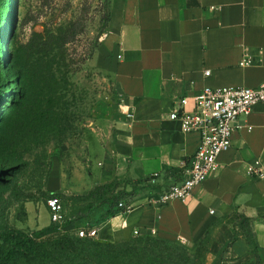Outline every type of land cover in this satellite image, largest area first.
Listing matches in <instances>:
<instances>
[{"label":"crops","instance_id":"0c3cea01","mask_svg":"<svg viewBox=\"0 0 264 264\" xmlns=\"http://www.w3.org/2000/svg\"><path fill=\"white\" fill-rule=\"evenodd\" d=\"M106 1L110 21L95 64L112 76L123 116L113 150L83 189L118 181L138 193L122 201L132 206L129 212L101 223L96 238L117 244L150 236L195 246L209 235L206 264H264V102L235 122L232 147L187 202L147 205V194L181 181L200 146L199 133H185L170 119L181 102L187 99L185 108L193 113L206 88L264 84V0ZM245 58L252 65H242ZM155 174L157 186L147 188ZM238 216L250 221L255 248L236 225ZM41 218L43 229L50 211H40Z\"/></svg>","mask_w":264,"mask_h":264},{"label":"rangeland","instance_id":"374dc122","mask_svg":"<svg viewBox=\"0 0 264 264\" xmlns=\"http://www.w3.org/2000/svg\"><path fill=\"white\" fill-rule=\"evenodd\" d=\"M5 4L0 16V255L10 248L4 234L14 229L37 238L49 249L21 264H76V253L83 248L75 242L80 240L77 229L86 225L100 228V218L110 208V200L124 199L117 190L127 192L118 181L94 187L89 184L83 189L84 179L93 178L94 167L113 150L123 116L112 76L95 64L109 21L108 3L6 0ZM71 24L81 32L67 46L66 62H61L66 75L64 90L54 107L46 102L42 106L39 101L45 98L39 90L35 65L27 64L28 55L22 50L35 33L46 28L55 32ZM78 172L81 179L73 181ZM54 195L63 204L64 222L54 225L49 220L48 226L40 229V223L46 222L39 220L40 211L48 209L47 200ZM134 240L141 241L142 237ZM93 241L113 244L97 238ZM209 243L208 238L195 246L169 243V250L185 255L190 264H206ZM61 244L72 249L55 250ZM90 252L92 262L101 264H112L109 262L117 257L116 261L126 263L132 257L124 248L113 251L101 246ZM145 254L137 253L139 257Z\"/></svg>","mask_w":264,"mask_h":264},{"label":"trees","instance_id":"16d2710c","mask_svg":"<svg viewBox=\"0 0 264 264\" xmlns=\"http://www.w3.org/2000/svg\"><path fill=\"white\" fill-rule=\"evenodd\" d=\"M5 2L6 0H0V16L5 10ZM80 32V29L77 28L75 24H71L68 27H61L55 32L46 28L43 33H35L32 40L22 50L24 51V55H28L27 64L35 65L36 75L39 81V90L42 94V97L45 98V100L39 101V104L42 106L46 102L47 106L54 107V105L57 103V96L62 90H64L63 85L66 81V75L62 71L64 69L63 63L66 62L65 55L67 52V46L77 40ZM43 116L45 118L47 117V114L44 113ZM142 182L144 181H140L139 184L141 185ZM117 191L119 195L124 196V199H118L116 197L115 199L110 200L111 206L106 210V214L101 216L100 224L103 221H106V219L109 217H115L118 213L122 212V210L119 208V204L122 202V200H128L131 197L136 196L138 193V188L135 187L133 191L123 194H120L121 190ZM53 197L56 196L54 195ZM105 204L106 206L108 205V203ZM236 219L238 221V224L236 225L242 230L243 235L247 238L250 246L255 248L250 221L242 216H238ZM80 228L93 229L91 225H88V227H79L77 231ZM41 233H44V231L37 232L36 235L39 236ZM4 237L10 244V248L5 253L0 255V264H21L22 260L29 259L30 257L39 258L43 253L49 250L47 245H45L43 242L38 241L37 238L32 237L21 230H7L6 234H4ZM206 238H208L210 241L209 235ZM235 238H238L237 231ZM79 239V241L75 242L79 243L83 248L82 250L78 251V253H76L77 257L75 258L78 259L76 262H74L76 264H101V262H92L93 258L90 255V250L92 251V248H99L101 246L111 248L113 251L122 248L127 249V251L132 254V257L129 262H124L125 264H190V261L185 255H180L178 252H174V250H169L171 248V244L150 236L142 237L141 241L133 239L130 242H125L120 245L107 243L103 244L98 241H93L92 238ZM151 243L156 244V246H153ZM71 249L72 248L65 247L63 244L55 247V250L57 251L60 250L68 252ZM73 250L76 251L75 249ZM164 250H167V252ZM139 251H146V254L139 257L137 255ZM67 254L70 255V253ZM140 258H143V261H139ZM118 259V257L113 258L114 262L109 263L124 264L123 262L116 261Z\"/></svg>","mask_w":264,"mask_h":264},{"label":"built area","instance_id":"2783aa9c","mask_svg":"<svg viewBox=\"0 0 264 264\" xmlns=\"http://www.w3.org/2000/svg\"><path fill=\"white\" fill-rule=\"evenodd\" d=\"M252 63L250 58H245L242 65L249 66ZM209 75L207 72L206 76ZM196 102L197 110L190 113L185 108L187 99L183 100L170 119L179 121L185 133H199L200 146L184 167L180 182L173 183L161 192L147 194V205L150 207L161 208L174 201L187 202L194 190L217 171L220 155L232 147L235 122L241 116H249L256 104L264 102V84L256 89L206 88L196 97ZM256 164L259 165L258 162ZM159 177V174L149 177L147 188L157 186ZM47 208L51 222L54 225L63 224L64 207L61 200L58 197L49 198ZM119 208L122 212H129L132 206L121 202ZM77 235L94 239L98 236V230L80 228Z\"/></svg>","mask_w":264,"mask_h":264}]
</instances>
